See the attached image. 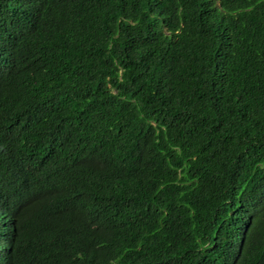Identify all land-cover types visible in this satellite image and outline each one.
<instances>
[{
  "label": "trees",
  "instance_id": "1",
  "mask_svg": "<svg viewBox=\"0 0 264 264\" xmlns=\"http://www.w3.org/2000/svg\"><path fill=\"white\" fill-rule=\"evenodd\" d=\"M0 264H264V0H0Z\"/></svg>",
  "mask_w": 264,
  "mask_h": 264
}]
</instances>
